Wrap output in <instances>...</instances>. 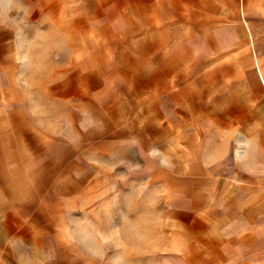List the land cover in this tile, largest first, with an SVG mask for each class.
<instances>
[{
  "label": "crops",
  "instance_id": "crops-1",
  "mask_svg": "<svg viewBox=\"0 0 264 264\" xmlns=\"http://www.w3.org/2000/svg\"><path fill=\"white\" fill-rule=\"evenodd\" d=\"M74 5L20 0L19 52L0 21V264H264V0Z\"/></svg>",
  "mask_w": 264,
  "mask_h": 264
},
{
  "label": "rangeland",
  "instance_id": "rangeland-1",
  "mask_svg": "<svg viewBox=\"0 0 264 264\" xmlns=\"http://www.w3.org/2000/svg\"><path fill=\"white\" fill-rule=\"evenodd\" d=\"M32 1V0H29ZM86 0H75L77 9L80 4L84 3ZM6 4H4L3 0H0V21H2L5 25H8L9 31L12 32L13 38H14V43L12 46H14L16 52H19V47L21 46V39L20 36L21 34L23 36H27L28 34H31V28L30 26H27L25 24V21L31 20V18L34 16V12H21L19 11L20 7V0H6ZM32 3V2H31ZM30 3V4H31ZM29 4V5H30ZM74 16V20L77 22V25L81 23L84 18H87V12L84 11H75L72 13ZM22 24V27L20 25ZM2 29H0L1 31ZM5 30V29H4ZM60 36H61V41L64 40L66 41V36H68V33L66 30L63 28L60 29ZM63 45L61 44V59L63 57V52H65V49L62 47ZM42 48L41 50H43ZM0 50H4V45L3 43L0 44ZM65 133V130L63 131ZM113 194H111L112 197ZM46 207V205H45ZM48 208L51 207V205L47 206ZM146 207V213L148 212V206ZM104 208L106 206H102L100 210V206L92 205V206H87V204L81 205L80 203L76 206L69 207V213L71 220L68 221V224L70 225L69 227L73 230V232L76 233V236L73 237L72 239L75 241L76 247L79 250V253L81 254L82 258L85 260L87 263V257H90V255L100 261L101 259L103 261H107L105 258V255L102 253H99V250L96 249L98 248V243L96 244V248L94 245L92 246L91 244L97 242L96 240L99 239V237L92 238V237H87V230L90 229V226L92 225L93 228L99 229L102 226H105L106 224L108 225V233H110L113 229L116 228L117 224H121L120 220H109V221H99V220H94L95 216H99L104 213ZM46 209V208H45ZM94 209V210H93ZM62 210V209H61ZM95 212L96 215L91 216L89 220H87V213ZM118 212H120V206H117L115 204H109L107 206V220L108 218H114ZM148 214V213H147ZM89 218V217H88ZM87 224H90L87 225ZM67 225V223H66ZM141 227H148V221H145L144 224L141 225ZM120 238L117 237H112L109 236L106 239V242L104 243L105 245V251L106 255L108 258L114 257V252L116 248V241H119ZM87 251L89 253H87ZM103 255V256H101ZM110 264V263H108Z\"/></svg>",
  "mask_w": 264,
  "mask_h": 264
}]
</instances>
